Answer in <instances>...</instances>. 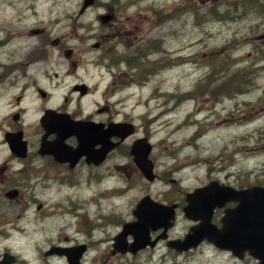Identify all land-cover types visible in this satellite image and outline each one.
I'll return each mask as SVG.
<instances>
[{"label": "rangeland", "instance_id": "rangeland-1", "mask_svg": "<svg viewBox=\"0 0 264 264\" xmlns=\"http://www.w3.org/2000/svg\"><path fill=\"white\" fill-rule=\"evenodd\" d=\"M7 1L0 0L1 17L3 13L11 17L16 9L23 7L28 13L27 16L31 15V22L47 26L54 36L61 35L63 47H68L70 42L71 46L85 45L87 48L93 41L105 35L102 30L100 37L98 36L101 23L97 14L107 11L108 6L113 5L111 0H98L99 3L78 16L81 0H38L34 7L29 5L30 0H15V7L12 4L7 5ZM187 1L190 7L186 9L177 8L183 7V0H120L115 8L116 15L136 21V25L140 27L137 39L142 37V42H146L161 38V47L149 55L150 59H167L161 64H155V67L161 65L156 74L144 79H132V74L122 61L112 71L108 70L97 52L83 56L85 61L78 66L79 69L85 67L90 73L87 80L93 87L92 93L81 99L80 105L83 106H88L101 95H106L103 89L114 75H123L118 79V90L109 101H116L115 105L121 106L141 129L150 131L155 143L153 154L157 157L156 172L159 176L153 181H147L130 166L105 168L91 173V177H86L85 180L84 173L72 183H58L57 179L51 178H33L21 185L23 197L34 193L38 197L37 201L45 202L44 211L53 212L51 221L49 217L39 213L41 221L36 225L40 229L39 236L70 224L67 234L74 238V229L82 230L84 222L94 219L100 223L101 218L96 215H104L112 205L128 211L138 195L146 192L158 199L164 198L171 193L169 189L177 188V184L171 179L178 176L180 168L177 172L172 170L179 161H206L200 165L195 162L183 167L182 172L189 177L182 179L183 184L197 183L200 179L195 180V173L200 177L208 166L216 171L215 176L231 183L250 184L264 181V36H261L264 33V16L257 15V12L235 14L228 11L227 16L213 17L206 13L209 6L215 5L220 8L219 11H223L225 1L232 0H212L211 3L208 0ZM175 8L177 11L170 16L165 14ZM32 9L36 13H32ZM151 22L160 24L153 25ZM82 35L86 38L79 40ZM64 38L66 42H63ZM48 45L52 46L51 42ZM26 48L28 47H23L20 52H25ZM1 54L0 52V56ZM0 58L4 60L5 57ZM225 60L230 64L227 73L238 66H246L250 71V81L246 88L229 94H223L225 89H220L215 96L206 89H196L193 95L187 94L191 98L182 95L184 91L194 89L197 84L204 85L211 68L217 62ZM220 80L221 76H214L208 86L211 88ZM28 106V117H31L33 104ZM4 109L0 99V111ZM189 111H194L195 119L202 121L201 129L195 133L198 123L177 127ZM227 171L232 174H227ZM124 190L123 194H118ZM67 207L70 214L65 209ZM75 208L80 213L75 212ZM43 219L45 220L42 221ZM107 227L109 229L104 237L114 229L112 225ZM176 227L181 229L182 222L179 221ZM102 233L103 231H96L95 234ZM105 245L106 241H103L92 251L96 252ZM46 248V243L40 242L38 246L31 247V253L25 248V244L20 249L25 250L22 256L35 257L41 264H65L62 257L51 258L43 255ZM222 259V256L219 260L215 258L212 264H227ZM196 262L180 260L176 263L170 261L168 264ZM84 264H93V260L88 259ZM98 264L117 263L108 260ZM249 264H252L251 261Z\"/></svg>", "mask_w": 264, "mask_h": 264}, {"label": "flooded vegetation", "instance_id": "flooded-vegetation-1", "mask_svg": "<svg viewBox=\"0 0 264 264\" xmlns=\"http://www.w3.org/2000/svg\"><path fill=\"white\" fill-rule=\"evenodd\" d=\"M6 3L14 6L16 2L8 0ZM37 3L38 0H30L29 5L34 7ZM115 8V6L110 8L112 18L105 29L107 36L112 38L111 51L116 55H125L129 53L134 39L139 36L140 27L136 25V21L116 15ZM34 12L35 9H32V13ZM3 14L0 16V52L5 58L0 61V99L5 109L0 111V264H41L35 257L22 256L19 250L24 244L26 247H35L40 242L46 243L47 249L54 250L48 254L45 253L46 250L43 252V255L48 257L58 256L56 249L63 246H83L79 264H84L88 259L93 260V264L108 260L117 264H168L170 261L176 263L180 260H196L195 264H212L215 258L219 260L221 256L222 261L231 264L232 259L237 262L249 258L246 251L238 258L230 249H221L207 239L185 248L171 244V239L182 238L192 226L201 221L199 218L193 219L188 216L186 211L190 205L186 196L188 191L211 179L235 188H244L248 185L242 182L231 183L215 176L216 172L211 166H208L200 177L199 175L195 177V180L200 179L197 183L183 184L182 179H186L183 176L171 179L177 184V188L173 195L164 196L160 201L167 204L175 203L174 224L166 232L161 227L150 228L148 230L150 238L140 244L131 243L133 239L131 233L125 234L122 239L119 234L124 222L136 220L133 212L136 201L130 204L128 211L112 205L104 215L98 214L101 218L100 223L90 220L83 223L82 230L74 229V238H70L65 227H58L54 231H48L49 234L43 233L39 236L36 233L39 229L36 225L41 221L39 213L47 217L51 214L44 211L45 207L43 203L37 201L36 194L23 197L20 190L22 184L33 178H51L57 179L58 183H72L82 177V174L85 173L87 176L88 173L104 167L132 166L136 169L133 154L130 152L131 145L140 136L150 139L151 133L135 124V132L122 140L109 135L108 140L117 144L106 152L104 159L98 164L87 162L85 155L80 156L72 164L65 154L58 160L50 151L42 152L41 139L52 141L56 137L54 130L45 134L43 126L45 121L41 118L46 108L51 107L57 112L67 113L73 119L101 123L103 128L110 122L133 119L121 109V106L109 102L111 96L108 95L100 96L88 106L80 105V100L92 90L85 79L87 73L82 71L80 74L76 69L82 61L80 51H84L83 49L63 47L62 39L54 38L47 26L31 22L29 20L31 15L27 16L28 13L23 7L20 10L16 9L11 17ZM49 42L53 45H48ZM107 46V41L99 40L97 48L103 50ZM23 47L28 48L21 53ZM122 76L114 75L111 78L110 88L114 92L117 91L120 83L118 79ZM71 78H74L72 82ZM80 83H84L83 94L80 93V88L76 87ZM28 104H33L31 117H28L27 113ZM8 140L14 142L13 148ZM62 145L75 146L76 136L72 134L66 136ZM100 146V143H94L93 148ZM153 151L149 156L155 165L157 157ZM144 194L146 193L139 194L138 197ZM236 204V200L228 199L222 206H214L210 213V222L219 227L221 216ZM179 221L182 222L181 229L176 227ZM111 225L114 229L104 237V233L109 229L107 226ZM96 231L103 233L96 235ZM103 241H106L105 247L93 252L92 250H96Z\"/></svg>", "mask_w": 264, "mask_h": 264}, {"label": "water", "instance_id": "water-1", "mask_svg": "<svg viewBox=\"0 0 264 264\" xmlns=\"http://www.w3.org/2000/svg\"><path fill=\"white\" fill-rule=\"evenodd\" d=\"M93 0H83L80 11H82ZM109 14L101 16L102 20H107ZM54 114L52 109H47L45 117ZM73 121V120H72ZM64 126L67 128V132L76 134L78 138V144L76 147L67 149V153L71 156H79L80 154L89 152L93 157L98 158L99 161L102 153L107 149L106 146L99 148L98 151L91 153L85 148L86 140L96 134H101L102 130L96 126L85 125V123L77 124L78 122H65ZM108 133H114L121 137L133 132L134 126L127 122H114L108 125ZM150 151V144L146 141L145 137L137 138L131 147V152L134 154V159L140 168L141 172L148 179L154 177L152 171V163L148 158ZM91 160H95V158ZM229 194L232 198L238 200L237 206L232 211H227L222 217V227L216 229L207 228L209 223H203L202 227H196L192 232L187 235L181 241H197L206 236L209 240L213 241L220 247H229L236 251L238 248H247L252 254L258 255L264 263V185H254L250 188H244L235 190L233 188H223L214 186V182L198 187L193 192L188 193L187 198H194L195 201H202L204 198L210 199L214 204H221L223 198ZM173 206L165 207L161 203H157L150 200L147 197L142 198L136 205L134 212L138 215L139 221L125 223L123 226V232H135L138 235L135 237V241L143 240L146 238V226H161L166 229L172 224ZM234 216L232 221H229ZM145 219L147 221L145 222ZM207 220V219H206ZM188 246V245H186ZM79 246L62 248L61 253H65L69 264H77L81 253Z\"/></svg>", "mask_w": 264, "mask_h": 264}, {"label": "trees", "instance_id": "trees-1", "mask_svg": "<svg viewBox=\"0 0 264 264\" xmlns=\"http://www.w3.org/2000/svg\"><path fill=\"white\" fill-rule=\"evenodd\" d=\"M241 4L244 6L245 10L248 11V12H257L258 14H260L259 16L263 15L264 14V5L261 3V2H258V0H246V2H243V3H238V4H233L231 3L230 6L231 8H229L230 10H238L240 9ZM183 7L182 6H177V8H181V9H186L188 7H190V3H188L187 0H184L183 3H182ZM252 9V10H251ZM177 9H172L171 11H167V13H165L166 15L170 16L173 12H176ZM195 12L196 9H195ZM262 12V13H260ZM206 13H210V14H213L214 13V16L218 15V12H217V7L213 8V7H210V8H207L206 9ZM151 40H147L145 43H144V47L140 49V44L137 45L135 47V51L134 52V55H128L126 56L125 58V61H126V64L128 66H132L134 67L135 71H134V75L138 76V75H141L143 73H145V70H146V66L145 65H148V70H153L155 67V64L156 63H159V61L157 59H154V60H150V59H147V55L149 54L151 48L153 46H160L159 45V42L158 41H154L152 40V42L150 43ZM147 50L149 51L147 53ZM131 56V57H130ZM144 56L146 59H144ZM120 57H117V56H113L111 54H107V55H104L102 57V59H105V64L109 67H111L112 65L116 64L117 63V60L119 59ZM233 63V61H232ZM220 64V62H217L213 67H212V70L210 71V73L206 76L205 78V82H204V85H203V88H205L206 90H208L211 95L215 96L221 88V85H223L225 87V91H228L230 90V92H233L234 90H240L242 89V87L244 86V84H248V82L250 81L248 75H249V70L246 69V66H238V67H235V68H232L229 70V72L227 73L226 70L229 68V65H226V64H223L221 63V68L220 70L222 71L221 73V84H217L213 87H209L208 86V83L210 82V80L212 79V77L215 76L216 78V75L219 71V68L217 67L218 65ZM246 75V76H245ZM248 80V81H247ZM197 90H201V88H194L190 94H193L195 91ZM228 94V93H227Z\"/></svg>", "mask_w": 264, "mask_h": 264}, {"label": "bare ground", "instance_id": "bare-ground-1", "mask_svg": "<svg viewBox=\"0 0 264 264\" xmlns=\"http://www.w3.org/2000/svg\"><path fill=\"white\" fill-rule=\"evenodd\" d=\"M187 161H191V160H187ZM178 165H180V164H182L180 161L177 163ZM190 165H193V163H186L185 165H184V167H186V166H190ZM66 209V208H65Z\"/></svg>", "mask_w": 264, "mask_h": 264}]
</instances>
